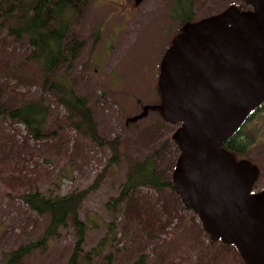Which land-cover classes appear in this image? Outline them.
Returning <instances> with one entry per match:
<instances>
[{"label":"rangeland","instance_id":"1","mask_svg":"<svg viewBox=\"0 0 264 264\" xmlns=\"http://www.w3.org/2000/svg\"><path fill=\"white\" fill-rule=\"evenodd\" d=\"M176 1L145 0L136 7L131 0H85L67 19L64 40L70 47L77 41L80 49L46 75L40 65L26 60L33 51L27 40L17 42L0 28V102L17 106L44 97L43 105L49 107L41 139H33L19 121L0 119V260L4 253L40 238L47 225V217L31 212L21 195L34 190L66 194L95 186L79 211L80 220L90 226V217L98 225L87 231L84 249L90 250L106 234L105 204L118 196L129 166L156 148L151 144L155 125L161 127L162 141L174 145L176 126L169 128L149 109L160 104L159 64L181 30L176 18L190 15L186 2L174 9ZM239 3L192 0L188 7L198 21ZM2 20L10 23L0 11ZM54 85L65 87L60 95L72 90L86 100L101 144L72 125L79 119L54 97ZM242 129L250 141L244 157L260 171L253 187L258 192L264 189V109ZM109 142L117 143L115 158ZM169 152L174 167L179 152ZM119 217L113 244L90 264H107L104 254L109 251L113 264H132L142 253L148 256L146 264H244L234 247L211 243L197 217L168 188L159 193L138 189ZM61 233L22 264H67L75 231L68 224Z\"/></svg>","mask_w":264,"mask_h":264},{"label":"water","instance_id":"2","mask_svg":"<svg viewBox=\"0 0 264 264\" xmlns=\"http://www.w3.org/2000/svg\"><path fill=\"white\" fill-rule=\"evenodd\" d=\"M242 1L249 10L229 5L181 27L160 62V104L149 110L178 125L171 180L183 206L212 242L264 264V189L253 191L260 171L223 148L264 101V0Z\"/></svg>","mask_w":264,"mask_h":264},{"label":"trees","instance_id":"3","mask_svg":"<svg viewBox=\"0 0 264 264\" xmlns=\"http://www.w3.org/2000/svg\"><path fill=\"white\" fill-rule=\"evenodd\" d=\"M52 1L53 0H3L2 3H0L2 15L10 20V23L2 20V22H0V28H5L6 34L17 42L23 39L27 40V44L33 51L31 56L26 60H30L38 66L40 65L45 75L52 71L58 63L64 62L69 55L70 57L75 56L74 52L80 49V44L77 41L70 47V44H64V40L66 26L69 23L67 19L71 18V12L77 10L79 7H83L85 3V0H56L52 3V6H50ZM238 1L240 3L235 6L239 10L250 9L242 0ZM184 2L183 0H177L174 9H182ZM189 4H192V0L189 1ZM189 4L186 3V6L190 15L188 17L180 16L176 18L179 24L190 21V16L191 14L193 15V13L192 9L188 7ZM54 87H56L57 94V96L54 94V97L66 108L73 119H79L77 124L72 125L77 130L83 129L92 140L101 144L91 110L86 106V100L77 97L72 90H68L64 95H60V92L65 89L63 85H54ZM43 103L44 97H39L38 100H31L30 102L21 101V104L17 106L6 105L1 101L0 119L5 117L7 120L19 121L33 139H41L46 131L47 114L49 112V107L44 106ZM262 109H264V101L256 110L250 113L246 122H248L249 118H252L257 111ZM160 119L168 124L169 128L171 126H176L170 125L161 117ZM246 122L237 133L223 144V148L238 160L250 161L244 157L248 149L247 147L250 144L248 138L244 136L242 129ZM160 131L161 127L155 125L151 144H154L156 148L153 150L152 155L143 161H134L129 166L118 196L110 199L105 204V209L109 217V221L104 224L107 231L96 247L90 250L84 249L87 231L88 229L96 228L94 226H98L96 221L89 217L88 221L89 223L91 222L89 226L85 221L80 220L79 217V211L84 199L94 190L95 186L83 191L66 194H59L52 191L43 193L40 190H34L21 195V200L35 215L47 217V225L41 237L37 240L28 242L15 250L4 253L0 260V264H22L24 259L35 251L46 250L49 242L53 239H58L62 235L61 232L68 224H71L75 231L76 241L71 249L67 264H90L93 258L102 254V250L113 244L117 236V220L120 218L119 215L123 212L124 204L132 199V195L138 189L150 188L155 193H159L162 192L164 188H168L173 194H176L174 184L168 173L171 170L173 171L175 167V165L174 167L172 166L173 161L169 155V151L177 150V148L175 145H170L169 141H162ZM110 143L111 142H109L108 145L115 158L118 154L117 143ZM158 145H165L167 150L162 151ZM250 162L253 163L252 161ZM158 163H160V165H158ZM183 208L191 211L184 206ZM191 212L193 213V211ZM93 217H95V215H93ZM208 238L211 243H215L211 241L209 235ZM112 257V251L104 254L107 264H113L111 260ZM147 259L148 256L146 253H142L132 264H146Z\"/></svg>","mask_w":264,"mask_h":264},{"label":"flooded vegetation","instance_id":"4","mask_svg":"<svg viewBox=\"0 0 264 264\" xmlns=\"http://www.w3.org/2000/svg\"><path fill=\"white\" fill-rule=\"evenodd\" d=\"M143 1H145V0H143ZM143 1L141 2V4H143ZM131 2H133L134 3V0H131ZM185 2L186 3H188L189 4V1L188 0H185ZM140 4V5H141ZM135 5V4H134ZM190 5V4H189ZM139 6V5H138ZM137 7V6H136ZM217 14V13H216ZM194 15V14H193ZM193 15H192V17H191V19H190V21H188V22H185V23H189V22H195L194 21V19H193ZM185 23H183V24H180V26L182 27ZM181 29V28H180Z\"/></svg>","mask_w":264,"mask_h":264}]
</instances>
